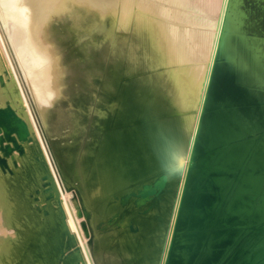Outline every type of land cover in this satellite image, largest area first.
Masks as SVG:
<instances>
[{
  "label": "bare ground",
  "instance_id": "6f19581e",
  "mask_svg": "<svg viewBox=\"0 0 264 264\" xmlns=\"http://www.w3.org/2000/svg\"><path fill=\"white\" fill-rule=\"evenodd\" d=\"M228 3L0 0L2 48L42 113L62 179L79 190L74 204L89 211L99 264L155 263L177 174L191 161L200 126L205 141L236 127L264 128V45L235 26ZM39 146L25 142L24 156L8 158L15 186L0 185V264H60L49 237L64 245L74 239L73 208L70 220L60 205L47 217L37 209L42 195L39 203L32 197L44 174L55 188ZM163 172L166 189L136 219L138 240L102 232L120 211L115 195ZM133 209H125L126 220H135Z\"/></svg>",
  "mask_w": 264,
  "mask_h": 264
},
{
  "label": "water",
  "instance_id": "95a60500",
  "mask_svg": "<svg viewBox=\"0 0 264 264\" xmlns=\"http://www.w3.org/2000/svg\"><path fill=\"white\" fill-rule=\"evenodd\" d=\"M31 103L47 146L50 147L49 135ZM210 137L212 140H203V127L200 126L194 140L191 161L186 170L184 162L179 169L167 215V227L154 264H264V128L248 130L236 127L231 132ZM31 141L33 139L26 121L11 106L1 107L0 167L11 173L8 158L15 151L19 156H24L23 143ZM52 155L55 156L54 153ZM54 162L62 173L57 161ZM168 180L169 175L163 172L142 180L133 189L115 195L114 203L120 207V211H116L102 224V232L110 234L114 230L121 233L126 231L133 240H138L142 228L136 219L152 211L154 202L166 189ZM41 181V188L36 189L32 197L39 203L42 195L43 203L37 209L48 217L50 201L55 196L59 205L60 201L50 177L44 174ZM62 184L68 191L79 193L75 185ZM179 192V203L164 257L165 242ZM130 203L136 212L133 215L135 220L132 217L126 220L125 209ZM81 207L88 221L89 211ZM83 227L85 229L84 223ZM89 227L91 229V225ZM85 235L89 237L90 247L92 229L89 236L87 233ZM49 241L56 249L60 264H85L75 239L67 241L65 245L56 238L49 237Z\"/></svg>",
  "mask_w": 264,
  "mask_h": 264
},
{
  "label": "rangeland",
  "instance_id": "374dc122",
  "mask_svg": "<svg viewBox=\"0 0 264 264\" xmlns=\"http://www.w3.org/2000/svg\"><path fill=\"white\" fill-rule=\"evenodd\" d=\"M226 13L229 17L235 20L234 24L237 28L241 29L249 38L260 40L264 45V0H229ZM239 13H243L242 19H237V15H239ZM5 35L6 34L0 20V40H2L1 36L5 37ZM1 42L2 41H0V50H1L0 57H1V61L3 60L5 61L3 62L0 61L1 63L0 64L1 67L0 68V74H1L0 75V108L5 107L6 105L11 106L12 109L22 119L26 121L30 131V135L33 139V141L31 142H34L36 139L39 141L40 144L39 148L40 150H42V153L46 158L47 163L49 164L50 168L53 171L55 178L54 184H55L56 194L59 198L60 206L66 212L67 219L71 218L70 214L68 215L67 207L70 206L71 208H73L72 214L75 223L72 221L69 222L68 228L71 234L73 235L75 242L80 246V251L84 263L99 264L94 254V232L92 228L93 226L91 225L92 233H93V239H92L93 241L89 247L88 246L89 237H87L85 234L87 233L89 236L91 234V229L89 227L90 225H87V221L85 220L82 214V210L81 209L78 210L79 206L74 204V198L76 192L74 190L68 191L63 187L62 182H64V180L62 179V176L56 166V163L54 162L56 160L58 164V160L56 156L53 157L52 155V153H54L53 146L51 144L50 139H49L50 147L49 145L47 146L44 133L42 131L39 119L32 107L31 101L33 102L36 112L38 113L41 119L44 129L46 130L42 113L39 110V107L37 106L32 94L29 92L27 88L26 82L22 77L21 68L18 67L16 63H13V60L7 55V53H5L4 49L2 48ZM95 112H97V110L95 108H92L91 113H95ZM50 148L53 152H51ZM177 165H180V163L178 162ZM7 172L8 173L6 174V170H3L0 167V174L3 173L2 174L3 178L0 181V185L3 186V188L8 184L15 186L13 183L10 182V180H7L6 176L10 174V170ZM11 173H13V171ZM49 204L51 205L50 206L51 214L55 215L56 208L59 205L56 196L55 199L50 201ZM20 206L21 204L19 205V207ZM20 212H22L21 207H20ZM83 223L85 225V229L83 227ZM2 264L4 263L2 262Z\"/></svg>",
  "mask_w": 264,
  "mask_h": 264
}]
</instances>
